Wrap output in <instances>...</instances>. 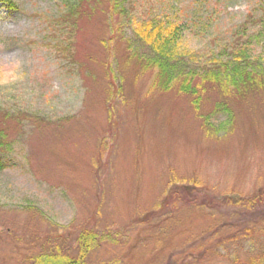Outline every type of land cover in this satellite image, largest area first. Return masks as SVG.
I'll use <instances>...</instances> for the list:
<instances>
[{
	"label": "rangeland",
	"instance_id": "374dc122",
	"mask_svg": "<svg viewBox=\"0 0 264 264\" xmlns=\"http://www.w3.org/2000/svg\"><path fill=\"white\" fill-rule=\"evenodd\" d=\"M9 1L0 3V129L10 143L0 153V264L48 254L249 264L264 250L261 236L253 248L227 240L242 225L264 227V79L224 93L201 78L258 30L264 0H85L75 28L61 18L64 0ZM153 20L179 26L180 80L197 94L179 80L159 88L157 70L138 64L148 54L131 29ZM253 48L251 66L264 73V44ZM258 196L256 210L233 206ZM91 232L104 239L87 252Z\"/></svg>",
	"mask_w": 264,
	"mask_h": 264
},
{
	"label": "trees",
	"instance_id": "16d2710c",
	"mask_svg": "<svg viewBox=\"0 0 264 264\" xmlns=\"http://www.w3.org/2000/svg\"><path fill=\"white\" fill-rule=\"evenodd\" d=\"M85 0H64L63 7L65 11L62 13L61 18L64 22L70 23L71 28H75V23L78 17L81 16L80 5ZM0 3L6 4L8 7L13 8V5L9 0H0ZM115 8L112 4L110 12ZM261 15L258 19L253 20V25L257 27L249 38H246L240 47L234 46L231 51L227 54L230 57L227 61H219L215 58V69H205L202 75V81L214 84L222 92L227 93L237 92L244 93L249 87H254L256 84L257 75L259 78L264 79V73H256L252 68L250 62L253 54L255 44H264V7L261 9ZM113 14V12H111ZM133 37L138 41L141 46L146 50L148 56L143 57L142 55L137 57L138 64L143 68H155L157 70V81L156 86L163 90H168L169 85L174 81H180V90L183 93L195 95L198 93L197 88L189 86L186 79L180 80V75L184 70V64L180 60V53L178 51V43L181 36L180 28L178 25L170 22H164L161 20H153L150 22L135 23L131 29ZM247 27L244 26L241 29L243 34H246ZM133 54V53H132ZM181 62V63H180ZM256 76V77H254ZM228 116H231L230 111L227 107H223ZM208 118H205L207 120ZM228 119H230L228 117ZM208 123V120H207ZM10 143L7 140V134L4 130L0 129V153L8 151ZM225 201L229 204L234 200H229L227 197ZM260 197L256 200L247 199L236 201L239 205H233L242 210L258 209L260 205ZM241 204V205H240ZM232 206V205H229ZM262 225H242V229L233 230L231 237L227 240H238L243 241L248 246H255L258 244L259 239L257 237H264V227ZM84 234V233H83ZM82 247L88 252L91 251L96 242L104 239L100 235L94 233H87ZM233 236V237H232ZM243 238V240H241ZM97 240V241H96ZM90 242V244L88 243ZM94 242V243H93ZM224 242V241H222ZM256 242V243H255ZM88 245V246H87ZM97 245V243L95 244ZM250 248H253V247ZM89 251V252H90ZM78 258V257H77ZM72 259L68 256H61L58 254H48L38 256L36 258V264H85L84 256H79L78 259ZM249 264H264V250L260 253L251 255L248 259Z\"/></svg>",
	"mask_w": 264,
	"mask_h": 264
}]
</instances>
